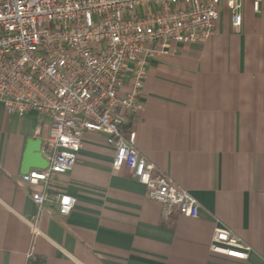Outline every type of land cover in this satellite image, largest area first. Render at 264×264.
<instances>
[{
  "label": "crops",
  "instance_id": "crops-1",
  "mask_svg": "<svg viewBox=\"0 0 264 264\" xmlns=\"http://www.w3.org/2000/svg\"><path fill=\"white\" fill-rule=\"evenodd\" d=\"M136 112L121 109L120 133L155 165V174L188 189L200 207L194 218L146 194L125 167L113 169L105 134L87 131L73 168L55 176L33 234L37 213L22 181L31 138L48 160L50 117L8 113L0 102V264H264V0H244L242 25L221 9L205 40L171 44L153 57ZM32 169H41L31 167ZM77 199L61 216L56 196ZM215 226L250 247L245 259L209 250Z\"/></svg>",
  "mask_w": 264,
  "mask_h": 264
},
{
  "label": "built area",
  "instance_id": "built-area-1",
  "mask_svg": "<svg viewBox=\"0 0 264 264\" xmlns=\"http://www.w3.org/2000/svg\"><path fill=\"white\" fill-rule=\"evenodd\" d=\"M244 0H0V102L8 113L30 110L50 117L48 165L22 174L39 185L31 197L37 213L28 220L33 234L47 211L48 190L55 176L76 163L83 134H105L114 148L113 169L127 168L145 185L146 194L194 218L200 204L191 192L155 165L119 130L121 109L143 107L150 60L171 44L205 40L215 32L221 9L233 28L242 25ZM260 0H253L258 10ZM57 211L67 216L75 196H56ZM209 250L245 259L251 247L225 226H215ZM32 253H29V257Z\"/></svg>",
  "mask_w": 264,
  "mask_h": 264
},
{
  "label": "water",
  "instance_id": "water-1",
  "mask_svg": "<svg viewBox=\"0 0 264 264\" xmlns=\"http://www.w3.org/2000/svg\"><path fill=\"white\" fill-rule=\"evenodd\" d=\"M42 140L39 138H31L27 142L23 156V169L29 171L31 167L45 168L48 160L42 156L41 152Z\"/></svg>",
  "mask_w": 264,
  "mask_h": 264
},
{
  "label": "trees",
  "instance_id": "trees-1",
  "mask_svg": "<svg viewBox=\"0 0 264 264\" xmlns=\"http://www.w3.org/2000/svg\"><path fill=\"white\" fill-rule=\"evenodd\" d=\"M26 264H45V259L40 256L32 255L28 258Z\"/></svg>",
  "mask_w": 264,
  "mask_h": 264
}]
</instances>
